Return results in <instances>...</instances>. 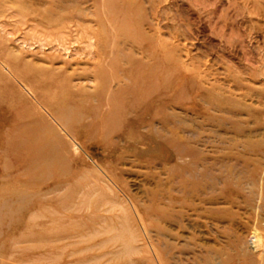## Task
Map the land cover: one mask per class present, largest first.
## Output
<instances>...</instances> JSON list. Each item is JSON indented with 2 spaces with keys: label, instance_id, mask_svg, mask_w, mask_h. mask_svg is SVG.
I'll return each mask as SVG.
<instances>
[{
  "label": "rangeland",
  "instance_id": "rangeland-1",
  "mask_svg": "<svg viewBox=\"0 0 264 264\" xmlns=\"http://www.w3.org/2000/svg\"><path fill=\"white\" fill-rule=\"evenodd\" d=\"M0 264H264V0H0Z\"/></svg>",
  "mask_w": 264,
  "mask_h": 264
},
{
  "label": "bare ground",
  "instance_id": "bare-ground-1",
  "mask_svg": "<svg viewBox=\"0 0 264 264\" xmlns=\"http://www.w3.org/2000/svg\"><path fill=\"white\" fill-rule=\"evenodd\" d=\"M105 11L107 12L106 9H105ZM113 23L114 22L111 21V20H109V19H107V24H105V23L102 22V24H104V25L103 26L101 25L100 33L97 34V35H99V39L101 40V42H103L104 46L107 47L108 49L109 48H112V50H113V47H114L113 44L115 43L114 40L116 41V38L119 35V28H118L119 26L118 25H115V27H114L113 26ZM108 25H109V27H108ZM110 33H111V35H110ZM120 36H124V34H121ZM109 40H111L112 42L109 43ZM63 94H64V92H62V90L60 88V90H58L56 93H52V94H49V95H51L52 97H54L58 104H63V103H65V101L62 99L64 97ZM139 108L141 109V113L142 114L144 112L146 113L148 111V106L147 105H142V103H140ZM55 109L56 108H53V109H50V110L52 112L53 111H57ZM111 114H112V116H115L116 112L112 111L110 113V116H111ZM68 115H69V113H68ZM59 117L60 118L61 117L63 118L64 116L62 115V113H60L59 114ZM102 120H104V119H102ZM106 122H107V120H106ZM101 124H102V127L105 128L104 122H102ZM65 129H67V128H65Z\"/></svg>",
  "mask_w": 264,
  "mask_h": 264
}]
</instances>
